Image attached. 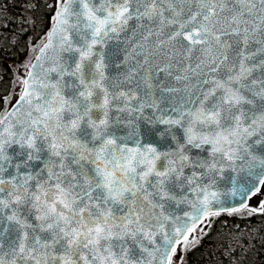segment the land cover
Instances as JSON below:
<instances>
[{"label":"snow or ice","instance_id":"snow-or-ice-1","mask_svg":"<svg viewBox=\"0 0 264 264\" xmlns=\"http://www.w3.org/2000/svg\"><path fill=\"white\" fill-rule=\"evenodd\" d=\"M0 264H264V0H0Z\"/></svg>","mask_w":264,"mask_h":264}]
</instances>
